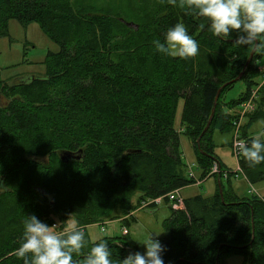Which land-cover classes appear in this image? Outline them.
Wrapping results in <instances>:
<instances>
[{"label": "trees", "instance_id": "obj_1", "mask_svg": "<svg viewBox=\"0 0 264 264\" xmlns=\"http://www.w3.org/2000/svg\"><path fill=\"white\" fill-rule=\"evenodd\" d=\"M157 1V14L134 23L70 0H0V37L7 36L8 20L34 22L57 46L41 61V76L0 78L6 99L0 106V264H22L14 252L26 215L54 224L72 213L85 230L110 218L116 206L133 211L132 196L146 207L168 208L157 238L166 249L164 264H223L230 254L241 255L242 264H264V195H237L230 181L237 173L248 185L263 181L264 162L249 167L237 157L239 171L223 170L212 138L216 131L230 133L239 104L250 97L256 112L244 114L238 136L254 138L250 126L264 116V78L258 84L256 64L264 55L249 58L246 46H234L236 32L216 37L207 18L181 9L179 0L176 6ZM177 22L198 42L195 57L155 50L153 40L164 42ZM237 76L243 91L225 99ZM180 135L196 163L193 179L182 160ZM78 150V159L59 157ZM212 163L219 174L210 173ZM207 176L216 179L211 194L180 203L168 198ZM121 220L120 234L112 237L91 241L85 231L84 251L103 240L113 259L140 252L127 231L134 215ZM73 259L82 264V257Z\"/></svg>", "mask_w": 264, "mask_h": 264}, {"label": "clouds", "instance_id": "obj_2", "mask_svg": "<svg viewBox=\"0 0 264 264\" xmlns=\"http://www.w3.org/2000/svg\"><path fill=\"white\" fill-rule=\"evenodd\" d=\"M176 6L177 0H168ZM181 9L207 18L209 29L216 37L226 39L237 33L234 46H246L251 53L264 55V0H179ZM155 50L169 57L192 58L199 44L188 34L183 23L177 22L164 33V42L153 40ZM234 148L249 167L264 162V133L250 141L235 140ZM242 171V169H241ZM70 215V214H69ZM69 217V216H68ZM20 246L14 254L22 264H164L165 247L150 234L142 243L145 251L129 253L124 259H113L108 245L100 240L85 252L84 228L77 220L68 218L52 225L41 222L34 214L26 215Z\"/></svg>", "mask_w": 264, "mask_h": 264}, {"label": "rangeland", "instance_id": "obj_3", "mask_svg": "<svg viewBox=\"0 0 264 264\" xmlns=\"http://www.w3.org/2000/svg\"><path fill=\"white\" fill-rule=\"evenodd\" d=\"M70 2L72 5L89 4L91 10L106 12L115 18H121L123 21H132L134 23H140L145 18L154 16L161 9V6L157 0H70ZM86 11L89 10L87 9ZM6 28L7 36L0 37V78H7L9 79V82H13L22 75L41 76L44 72V67L41 61L44 59L48 51L55 52L57 50L56 44L50 41L40 31L37 24L34 22H30L25 26H22L15 20H8ZM256 64L258 66V70L261 73L260 76H258V81H260L258 84H260L264 78V76H262L264 73V56L259 58ZM16 65H19L21 68H23V73L11 74L8 76H6V73H10L9 71L3 73L4 70L15 67ZM257 87L258 85L253 86L251 91H256ZM241 91H243V84H241L239 81H236L230 89L224 92L223 96L225 99L235 98ZM4 103H6V99L0 95V106ZM253 107L246 112H243V109L241 110L240 106L237 108L238 115L235 119L236 125L239 122V118L244 116V114L252 115L254 112H256L254 111ZM263 117L264 116L256 119L250 126V130L252 131V135H254V137L264 132ZM236 125H231L232 129H230V133H220L216 131L213 134L215 153L219 156L222 163L230 169V171L235 170V172H237V160L232 154L230 145H232L231 142L232 139H234L235 134L238 135V131L241 129L240 126ZM175 127L179 128L176 122ZM180 137L182 160L185 162V164H188L186 173L188 174V177L193 179V175L195 177L198 173V171L194 169L196 163L193 156L190 154V146L186 137L182 135H180ZM38 161L45 163L46 159L45 157H41L38 158ZM214 168V173L219 174L220 168L215 163ZM237 175H239V173H237L235 177ZM200 180L201 179H197L195 182ZM232 181L237 190L242 188L241 190L243 194L245 193V190H250L253 186L259 190L258 192L260 194H264V189L262 188L264 182H257L253 185L246 186L244 183L245 181L242 182L241 178H232ZM209 185H212L211 179L208 181H202L197 186L194 184H189L182 188L177 196L180 199L192 196L194 194L206 196L212 192L211 188H209ZM135 199L136 198L134 196L130 197L129 199L130 205L134 208L133 211L130 209V212L125 214L123 211H120V206H116L113 209L110 218H103V220L96 221L87 226L85 231L89 239L94 241L101 237H112L120 234L119 223L122 224L121 219L125 218L126 215L130 217L131 214H133L135 217V222L132 223L129 228H127V231H129L128 236L137 246L138 251L143 253L145 248L142 243L147 239V237L150 234H157L155 237L157 239L161 235V221L168 215V208L162 203H158L155 207H146L144 204H138ZM49 200L51 202V199ZM123 207H125V205H123ZM67 218L70 221L73 218V214H64L61 222L65 221ZM57 222L58 221H55V223ZM43 223L52 225L53 222L50 219H47ZM102 224L105 225L104 231L101 227ZM223 260V264H242V256L239 254H230L225 256Z\"/></svg>", "mask_w": 264, "mask_h": 264}, {"label": "crops", "instance_id": "obj_4", "mask_svg": "<svg viewBox=\"0 0 264 264\" xmlns=\"http://www.w3.org/2000/svg\"><path fill=\"white\" fill-rule=\"evenodd\" d=\"M257 62V61H256ZM257 68H258V66H257ZM23 68H21L19 65H16L15 67H11V68H9V69H7V70H4L3 71V73L4 72H10V73H6V76H8V75H11V74H20V73H23ZM243 120H244V116H241L240 118H239V122H238V124H240L241 122H243ZM251 131V130H250ZM213 138V137H212ZM214 153H215V151H214ZM191 154V153H190ZM216 154V153H215ZM216 156L219 158V156L216 154ZM220 159V158H219ZM220 161H221V159H220ZM221 163H222V161H221ZM222 169L223 170H226V171H230V169L229 168H227L223 163H222ZM235 178H241L242 179V182H244V180H243V178L241 177V176H239V175H237ZM234 178V179H235ZM209 179H211L212 180V185H209V188H211V190H212V192H213V189H214V186H215V184H216V179H214V178H212V177H210V176H207V177H205V178H203V179H201L200 181H196L195 183H193L194 185H199L200 184V182H202V181H205V180H209ZM230 181H231V183H232V187H233V192L235 193V194H237V195H247L248 194V192H247V190H245V193L243 194L242 193V188H240V190H237L236 188H235V185L233 184V181H232V178H230ZM211 182V181H210ZM260 182H264V180L263 181H260ZM259 182V183H260ZM245 183V182H244ZM264 184V183H263ZM245 185L246 186H248V184L247 183H245ZM184 187H186V186H184ZM183 187V188H184ZM252 187V186H251ZM262 188L264 189V185L262 186ZM182 189V188H181ZM181 189H179L178 191H177V194H179V192L181 191ZM252 190H253V192H256L258 195L260 194L258 191L259 190H257L254 186L252 187ZM211 192V193H212ZM210 193V194H211ZM209 195V194H208ZM260 195H264V194H260Z\"/></svg>", "mask_w": 264, "mask_h": 264}, {"label": "built area", "instance_id": "obj_5", "mask_svg": "<svg viewBox=\"0 0 264 264\" xmlns=\"http://www.w3.org/2000/svg\"><path fill=\"white\" fill-rule=\"evenodd\" d=\"M239 106H240V109H241V110L243 109V112H246V111L250 110V109L252 108L251 97H250L249 99H247L246 101L240 103ZM236 126H239V124H237ZM235 132H236V131H235ZM238 139H240L239 136H238L237 134H235L234 139H232V142H231L232 145H230V148H231L232 154H233V156L235 157V159L238 157V153H237V151H236L235 148H234V141H235V140H238ZM241 140H242V139H241ZM187 168H188V164H187ZM236 170L239 171L238 166L236 167ZM214 172H215V168H214V163H213L212 166L210 167V173H214ZM247 192H248V193H251V192H253V190L250 189V190H247ZM253 193H254V192H253ZM168 198H169L170 200L176 198V201H177L176 203H180V201H181V199H180L176 194H175V195H174V194H169V195H168ZM155 202H158V199H156ZM122 232L124 233L125 230H122Z\"/></svg>", "mask_w": 264, "mask_h": 264}, {"label": "water", "instance_id": "obj_6", "mask_svg": "<svg viewBox=\"0 0 264 264\" xmlns=\"http://www.w3.org/2000/svg\"><path fill=\"white\" fill-rule=\"evenodd\" d=\"M128 24H130V23H128ZM251 55H252V53H250L249 58H250ZM249 58L247 59L246 63L249 61ZM30 78H31L30 75H22V76L18 77L17 80H19L20 82L21 81L23 82V81H26L27 79H30ZM238 79H239V76H237L235 79H233L232 80V83L235 82V81H237ZM217 94H218V92H217ZM217 94L215 96V99H214V102H213V105H212L211 113L213 112V107H214V104H215V100L217 98ZM209 119H210V116H209ZM209 119H208V121H207V123H206V125H205V127L203 129V131L207 128V126L209 124ZM59 157L63 161L64 160H68V159H78L79 158V150L76 151V152H73V153H70V152H67V151H62L59 154ZM219 193L221 194V191L220 190H219Z\"/></svg>", "mask_w": 264, "mask_h": 264}]
</instances>
